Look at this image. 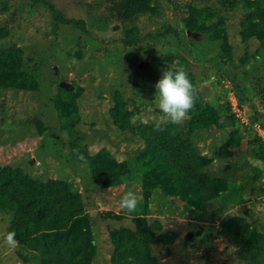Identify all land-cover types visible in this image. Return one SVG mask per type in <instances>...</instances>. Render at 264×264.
Returning <instances> with one entry per match:
<instances>
[{
  "label": "rangeland",
  "instance_id": "obj_1",
  "mask_svg": "<svg viewBox=\"0 0 264 264\" xmlns=\"http://www.w3.org/2000/svg\"><path fill=\"white\" fill-rule=\"evenodd\" d=\"M48 1L80 27L56 19L42 0H0V55L15 49L20 70L33 78L29 89H0L2 163L26 172L34 156V179L64 181L83 195L94 216L109 213L88 227L98 250L93 264H107L112 228L133 226L136 217L152 228L151 252L161 264H243L222 224L239 216L264 233V35L248 43L240 35L264 0L221 9L224 32L194 31L198 36L189 33L185 19L218 0H154V11L130 21L112 14L115 0ZM180 66L220 122L193 129V110L179 125L208 159L207 174L229 186L205 211L167 194L153 173H140L132 157L144 158L143 142L123 138L124 129L137 132L138 123L164 121L154 86L164 70ZM234 134L241 140L232 150L227 145ZM74 149L96 157V171L81 168ZM127 191L142 200L131 215L119 207ZM11 220V212L0 210V264H25L18 248L11 251L4 243Z\"/></svg>",
  "mask_w": 264,
  "mask_h": 264
},
{
  "label": "trees",
  "instance_id": "obj_2",
  "mask_svg": "<svg viewBox=\"0 0 264 264\" xmlns=\"http://www.w3.org/2000/svg\"><path fill=\"white\" fill-rule=\"evenodd\" d=\"M42 1L49 5L56 19L80 27L76 19L63 17L51 2ZM242 1L218 0L217 4L194 11L192 16L185 19L184 24L192 32L220 35L225 29L221 9L233 10ZM153 2L154 0H115L111 11L118 20L130 21L140 14L154 11ZM240 35L244 43L264 35V8L242 23ZM125 43L131 45L134 41L127 40ZM20 65L22 58L15 49L6 50L0 55V89H29L25 86L33 78L25 75L20 70ZM34 81L38 89L37 78ZM55 103L58 104L56 100ZM57 109L60 111L59 107ZM194 117L193 129H207L214 122L220 123L217 117L212 118L209 107L203 103L201 96H198ZM210 118L213 120L210 121ZM224 125L223 123L221 126ZM138 126L137 132L124 129L127 133L123 137L132 142H143L144 158L139 160L137 155L132 157L134 167L143 175L153 173L158 176L159 183L167 194L182 196L187 204L205 211L211 200L228 190L229 186L224 181L207 174L208 159L199 152L189 137L181 133L179 125L162 122L164 131L154 130L155 123H138ZM231 137L227 148L238 149L241 136L234 134ZM94 158L96 157H91L88 161L91 169L96 171ZM118 167L120 173L123 163H119ZM94 180L100 187L107 185L102 180ZM121 183L114 181L112 185ZM0 210L12 213L7 232L17 233L18 255L25 264H93L98 250L95 234L88 227L94 223V218L104 220L109 214H91L86 210L83 196L64 181L36 180L22 169L4 164L1 160ZM115 219L123 221L125 217L116 215ZM133 220V226L112 228L111 264H161L151 252L154 240L147 220L145 217ZM222 235L235 247L243 264H264V233L251 227L246 220L239 216L228 218L222 224Z\"/></svg>",
  "mask_w": 264,
  "mask_h": 264
},
{
  "label": "clouds",
  "instance_id": "obj_3",
  "mask_svg": "<svg viewBox=\"0 0 264 264\" xmlns=\"http://www.w3.org/2000/svg\"><path fill=\"white\" fill-rule=\"evenodd\" d=\"M156 95L158 99V108L163 114L164 121L174 125H181L189 118V113L195 109L198 99V88L189 79L188 72L182 66L175 70L171 68L162 72L161 78L155 84ZM162 121L155 123L154 130L164 131L161 127ZM76 160L79 161L81 168L89 167L88 159L80 152L74 149ZM141 198L134 191H127L119 201V207L126 214L131 215L137 212L141 204ZM15 231H8L4 235V243L11 251L19 247V241L16 238Z\"/></svg>",
  "mask_w": 264,
  "mask_h": 264
},
{
  "label": "crops",
  "instance_id": "obj_4",
  "mask_svg": "<svg viewBox=\"0 0 264 264\" xmlns=\"http://www.w3.org/2000/svg\"><path fill=\"white\" fill-rule=\"evenodd\" d=\"M33 158L35 159L36 164H35V162H33V164L30 165L31 167L28 168L27 171H28V173H29L30 175H33L32 172H33L34 169L36 170L37 164L39 163L38 160H37V158H35L34 156H33ZM37 162H38V163H37ZM27 171H26V172H27ZM39 178H40V177H39ZM40 179H41V178H40ZM82 196H83V195H82ZM83 200H84V199H83ZM84 203H85V201H84ZM89 212H90L91 214H93V215L95 214V212H93V211H89ZM104 258H105L106 260H108V261H107V264H108V263L111 264V261H110L109 257L105 256Z\"/></svg>",
  "mask_w": 264,
  "mask_h": 264
},
{
  "label": "water",
  "instance_id": "obj_5",
  "mask_svg": "<svg viewBox=\"0 0 264 264\" xmlns=\"http://www.w3.org/2000/svg\"><path fill=\"white\" fill-rule=\"evenodd\" d=\"M189 33H190V34H193V35H195V36H196V35L198 36V33H193L192 31H189ZM61 85L64 86V87H66V88H69V86H70L69 84H67V83H65V82H61ZM190 236H191V234H190Z\"/></svg>",
  "mask_w": 264,
  "mask_h": 264
},
{
  "label": "built area",
  "instance_id": "obj_6",
  "mask_svg": "<svg viewBox=\"0 0 264 264\" xmlns=\"http://www.w3.org/2000/svg\"><path fill=\"white\" fill-rule=\"evenodd\" d=\"M232 104H233V110L236 111L237 110V106L234 105V102H232ZM259 135L261 136V138L264 139V133H260Z\"/></svg>",
  "mask_w": 264,
  "mask_h": 264
}]
</instances>
